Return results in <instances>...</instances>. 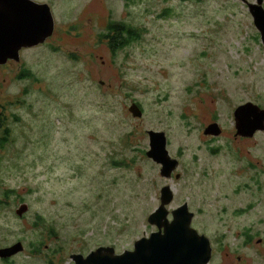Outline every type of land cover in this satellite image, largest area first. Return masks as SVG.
Masks as SVG:
<instances>
[{
  "label": "rangeland",
  "instance_id": "1",
  "mask_svg": "<svg viewBox=\"0 0 264 264\" xmlns=\"http://www.w3.org/2000/svg\"><path fill=\"white\" fill-rule=\"evenodd\" d=\"M243 6L236 0L58 1L56 30L64 42L25 58L38 80L14 77L17 65L0 68V113L9 132L0 149V249L18 241L23 246L8 264H73L71 256H87L98 246L117 254L132 249L156 230L147 219L160 205L162 179L174 195L179 191L178 207L188 201L192 182V209L203 197L214 216H200L198 231L205 222L226 233L215 211L228 205L231 212L240 203L233 194L240 173L228 157L232 112L253 100L264 106V45ZM109 21L132 27L139 39L111 52L106 39L99 41ZM132 102L142 117L129 112ZM211 120L223 129L213 128L222 134L216 155L207 151L215 143L197 149L212 142L204 136L213 135ZM159 130L169 141L166 163L170 152L185 147L184 181L161 176V166L142 155L150 151L148 133ZM255 135L251 145L259 141ZM155 147L162 151L158 142ZM196 150L201 158L193 163ZM120 161L124 165L116 167ZM218 191L232 199L226 202ZM23 204L27 210L18 217ZM47 230L54 235L48 238Z\"/></svg>",
  "mask_w": 264,
  "mask_h": 264
},
{
  "label": "flooded vegetation",
  "instance_id": "2",
  "mask_svg": "<svg viewBox=\"0 0 264 264\" xmlns=\"http://www.w3.org/2000/svg\"><path fill=\"white\" fill-rule=\"evenodd\" d=\"M58 1L59 0H0V37L3 36L2 39L4 40L5 44L10 46L12 45V46L20 47L17 54H15L12 59L10 58L7 59L3 65H0V68H2L1 66L10 67L11 65H17V71L14 74V77H16L19 80H25V79L28 80L34 77V80H38L37 76H35L32 73V71L26 69L27 64L25 58L32 55L35 52V50L39 48L46 47L47 49H53L58 47L61 42H64L63 40L59 39V31L58 29L56 30L55 8L58 6ZM177 1L181 3L191 1L194 2L195 4H201L204 0H177ZM236 1L242 2L244 5L243 6L244 9H246L249 14V5H251L253 2H255L253 4H257L258 0H236ZM262 6L264 9V0H262ZM169 11H170L169 9L166 10V12ZM24 29H26L28 32L32 30V33L30 32L29 34H27L25 38L24 36L23 37L18 36V33L22 32ZM101 37L102 35H100L99 39ZM13 38L16 39L15 43L12 41ZM4 84L5 83L3 82L2 86H4ZM260 101L261 100H253L251 102L259 106L261 109H264V106L260 103ZM133 103H135L141 109V107L136 102ZM239 106L237 105L232 112L233 136H231L229 140L230 155L228 157H230L232 163L231 169L236 170L237 172L240 173L239 179L237 180V184H236L237 188L233 192V194L238 196V198L240 199V203L237 206L232 207L231 212L228 205L220 206L215 211V222H218L219 224H222L224 226V228L227 230L226 233L228 232L227 234L228 237L230 234L231 240L227 246H224L222 242V238L226 233H222V235H220L219 234L220 232H218L217 228L213 227V225H211V227H213V232H210L209 229H211V227L205 224V222H201L198 231L195 222L198 220L200 216H205L206 218H210L214 216L211 215V211L207 212V208H204L202 206V204L204 205L203 197L200 198L201 204H197L198 207L192 209V206L190 205L191 203L190 199L193 200V198H195L194 194L192 193L193 192L192 190L194 189L193 184H191L192 182H190V184L188 183L186 188V190L188 192L190 191L191 193L188 197L184 198L185 200L188 201L186 202L187 204L185 203L183 206L188 207L189 210L187 211L192 215L190 226L194 230L198 231L199 234L206 237L207 240L210 241L211 258L208 264H232L234 260H237L238 262H235L233 264H264V131L263 130L257 131L259 132V135H255V136H259V141L254 142L255 143L254 145H251L249 143V141L252 140V135L243 136L239 134L236 127V120L234 116L235 110ZM210 123H212L216 127H218L219 125V124L217 125L218 123L217 120H211ZM159 131L162 132V130ZM221 132L223 134V129H221ZM221 135L204 134V136L209 137L212 140V142L209 143V139H208L204 141L202 144H200L202 146L198 147L197 149L201 151L202 148L210 147V144L215 143L216 149L213 150L211 148H207V151L209 153L212 152L214 155H216L220 151L217 144L219 138L222 137ZM166 137L167 136H165V139L168 147L169 141H168V137L167 138ZM236 143L239 144V147L235 149ZM146 150L147 148H144L142 155H145ZM184 151H185V147L183 149H177L176 153L170 152L169 155L170 158L177 161V165L179 168V172H177L176 170L173 173L171 172L172 174L170 173L172 179H175L176 176L179 177V181H184L185 179L184 168H186L187 165L183 160L184 157H186L184 155ZM200 158L196 150V153H194V156L191 161L193 163H197L200 160ZM136 163H138V159L136 160ZM121 165H124V162H120L119 164L117 163L116 167ZM155 166L160 170L159 165H155ZM170 175L168 177H170ZM161 184L163 185L162 188L169 187V190L173 193L171 186L167 181L162 179ZM244 192H246L245 195H243ZM177 194L179 195V191H177L175 195L173 194V200L168 206H166V208L171 207L172 205L177 209L178 202L175 197L177 196ZM217 194L221 199L222 198L226 199L227 200L226 202H229L232 199V196L231 194H229L228 191H227V195L223 194L221 191H218ZM160 196H161V190H160ZM167 210L170 212V214L167 217V220L168 222H171L173 220V216L171 215V212L173 210L168 208ZM203 210L205 211L206 215L204 214ZM232 216L234 218L243 217V221L233 222L234 218H232ZM156 230L153 232H156ZM216 231L217 233L215 234V236H213L212 233H215ZM102 246L108 247L105 245ZM102 246H98V247H102ZM45 247L46 249L49 248L48 246ZM132 249H127V250L130 251ZM219 249L225 250L224 255L221 254L218 255ZM114 250L115 253H117L115 248ZM57 255L58 254H55L54 256ZM12 258L13 257L7 259L0 258V263L3 262L5 264H8L12 261ZM58 261H60V259H58ZM52 262L53 264H58V263H54V260H52Z\"/></svg>",
  "mask_w": 264,
  "mask_h": 264
},
{
  "label": "water",
  "instance_id": "3",
  "mask_svg": "<svg viewBox=\"0 0 264 264\" xmlns=\"http://www.w3.org/2000/svg\"><path fill=\"white\" fill-rule=\"evenodd\" d=\"M249 13L253 19L254 26L260 33L261 41L264 45V9L262 0L257 4L249 5ZM27 29V28H26ZM24 29L18 33V36L24 38L32 33ZM0 37V65H3L7 59H12L19 50V46H10L5 44ZM15 38L12 41L15 43ZM129 112L133 117H141L140 108L132 103ZM254 116L261 118L256 125H250L247 121L249 117ZM236 127L241 135H253L258 130L264 131V109L252 103L240 106L234 113ZM212 134L217 135L218 130L213 129L216 126L211 125ZM150 151L146 152L148 158L161 166V176L168 177L175 167L177 161L169 157L168 163L165 162L167 152L165 151L166 139L163 132H149ZM161 145L162 151L157 152L155 144ZM173 200V193L169 187L161 189L160 206L149 215L147 222L154 226L156 232L150 233L148 237H142L133 244L132 250H126L116 254L113 247H100L87 256L73 255L71 259L74 264H208L211 258V248L208 240L200 236L190 226L191 213L187 211L186 206L179 207L171 212L173 220L168 222L167 217L170 212L168 206ZM27 210V205L23 204L18 207L16 215L21 217ZM23 249L21 242L0 250V258H10Z\"/></svg>",
  "mask_w": 264,
  "mask_h": 264
},
{
  "label": "trees",
  "instance_id": "4",
  "mask_svg": "<svg viewBox=\"0 0 264 264\" xmlns=\"http://www.w3.org/2000/svg\"><path fill=\"white\" fill-rule=\"evenodd\" d=\"M100 39L99 41L106 39V41L109 42V49L111 50V52H115L123 47H128L129 45L127 44L139 39V34L138 31H135L132 27H127V25L121 22L109 21L105 33L103 37H101ZM3 118H4L3 114L0 113V129H3L2 136L0 137V149L3 147L4 143L8 141V136H9V132L6 129V127L3 128L4 119L6 120V118L4 119ZM120 162H124V161H120ZM51 235H54L53 230L52 232L51 230H47L48 238H50ZM38 250L40 249L38 248ZM31 253L37 255L39 252H37V250L36 251L31 250ZM48 264H53V262L48 260Z\"/></svg>",
  "mask_w": 264,
  "mask_h": 264
},
{
  "label": "clouds",
  "instance_id": "5",
  "mask_svg": "<svg viewBox=\"0 0 264 264\" xmlns=\"http://www.w3.org/2000/svg\"><path fill=\"white\" fill-rule=\"evenodd\" d=\"M132 103H133V102H132ZM132 103H131V104H132ZM140 110H141V109H140ZM141 112H142V110H141ZM142 115H143V113H142ZM141 117H142V116H141ZM205 238H206V237H205ZM206 239H207V238H206ZM18 242H19V241H18ZM18 242H17V243H18ZM21 244H22V243H21ZM14 245H15V244H14ZM11 246H12V245H11ZM11 246H9V247H11ZM209 246H210V245H209ZM102 247H103V246H102ZM108 247H109V246H108ZM116 254H117V253H116Z\"/></svg>",
  "mask_w": 264,
  "mask_h": 264
}]
</instances>
